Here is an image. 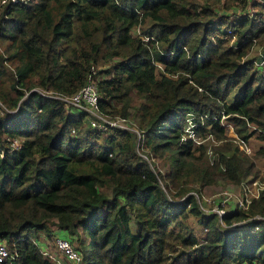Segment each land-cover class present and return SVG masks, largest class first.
Instances as JSON below:
<instances>
[{"label":"trees","instance_id":"16d2710c","mask_svg":"<svg viewBox=\"0 0 264 264\" xmlns=\"http://www.w3.org/2000/svg\"><path fill=\"white\" fill-rule=\"evenodd\" d=\"M0 46V239L16 251L0 264H58L37 242L51 218L69 241L87 235L78 264H264V188L218 214L184 184L251 170L228 140L208 163L184 125L222 138L223 116L240 139H264V0L9 2ZM88 75L101 110L133 114L138 139L33 88L69 94Z\"/></svg>","mask_w":264,"mask_h":264},{"label":"rangeland","instance_id":"374dc122","mask_svg":"<svg viewBox=\"0 0 264 264\" xmlns=\"http://www.w3.org/2000/svg\"><path fill=\"white\" fill-rule=\"evenodd\" d=\"M237 12V11H236ZM2 45V44H1ZM1 47V46H0ZM257 47L253 46L247 53V55H253L257 52ZM113 57L105 59H99L96 67L105 66L107 63L109 64L112 61ZM8 63V61L6 60ZM7 63L6 66L8 65ZM10 67V65H9ZM92 77V76H90ZM33 88H39L37 86ZM140 98L136 95L135 92H130V101L129 105L135 106ZM117 108L121 106L120 102L117 101ZM121 115L119 112L112 113L111 115ZM126 117H129L132 123H135V119L133 120V114L126 113ZM84 124L86 121L84 120ZM133 123V125H134ZM220 123L224 125V137H215L212 133L205 134L203 136L195 135L193 140L195 142H202L204 146V151L202 153V158L211 163L213 159L217 157V148L219 144L223 140H228L232 144H236L239 148L238 158L243 161V157H245L246 161H251V170L245 175L241 176L238 181L229 180L227 177L219 169H215V171L211 175V180L208 182H198L195 179L189 178L184 182L185 185H189V191L194 193L196 196V200L199 204V207L202 211H216L215 209L218 207H222L223 209L233 208L239 205V200H245L246 202L250 198V196H256L259 189L264 188V139L256 137L255 134L250 135L247 139H243V144L240 147L238 145V136L234 132L233 125L230 121L225 120L223 116L220 118ZM136 125V123H135ZM137 127V126H136ZM136 150H141L140 145L136 147ZM258 149H262L258 151ZM149 165L157 169L159 171H165L167 167H169V161L164 156H155L151 155L148 157ZM193 218V217H190ZM49 220V219H48ZM47 223L50 224V228L52 230L51 237H46L41 232H39L38 241L41 242L42 245L46 243L47 247L51 251L55 253L56 258L58 259V263L60 264H74L67 261L64 257L60 255L52 246L53 236L58 235L61 237L66 236V234L61 230L56 228V226L51 222L52 218ZM222 224L221 222H219ZM196 226V224H194ZM197 230L199 226L196 227ZM78 233L81 234L79 241H87V235L83 234L80 229H78ZM42 239V240H41ZM71 243L75 246H78V240L70 239ZM7 243V242H6ZM55 260V259H54Z\"/></svg>","mask_w":264,"mask_h":264},{"label":"built area","instance_id":"2783aa9c","mask_svg":"<svg viewBox=\"0 0 264 264\" xmlns=\"http://www.w3.org/2000/svg\"><path fill=\"white\" fill-rule=\"evenodd\" d=\"M26 0H0V8L9 2H24ZM41 92L53 94L64 101L66 104H72L77 106L79 109H82L86 112L88 116V121L90 126L99 128L102 130L107 129L110 126H116L119 128H124L131 130L135 133L136 139L140 136V131L136 127L135 123L133 125L131 119L126 117L125 115H111L101 110L98 105V92L96 89V84L93 77L88 75L86 80L82 85H80L76 90L70 92L69 94L51 92V89H40L37 88ZM184 130H186L187 135L194 138V133L192 130V122L187 121L184 125ZM242 139H238V145L241 147L243 144ZM249 200V199H248ZM245 200H239L240 207L246 206ZM218 214H220L224 209L222 207H218L215 209ZM53 248L55 251L60 253V255L66 258L70 263L78 264L80 261V252L74 247V245L67 239L66 237H61L55 235L53 238ZM41 253L44 256H47L51 259H55L57 262L58 259L55 256V253L47 247L46 244L42 245ZM16 255V251L14 248L9 249L7 243L0 239V261L14 257ZM59 262V261H58ZM60 264V263H58ZM248 264H259L257 261L253 260Z\"/></svg>","mask_w":264,"mask_h":264}]
</instances>
